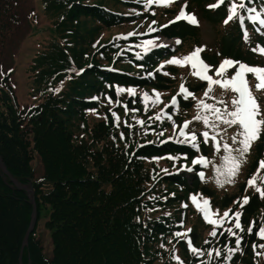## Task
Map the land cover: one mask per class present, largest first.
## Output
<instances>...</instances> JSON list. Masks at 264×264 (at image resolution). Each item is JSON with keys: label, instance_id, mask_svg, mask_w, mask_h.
Returning a JSON list of instances; mask_svg holds the SVG:
<instances>
[{"label": "trees", "instance_id": "1", "mask_svg": "<svg viewBox=\"0 0 264 264\" xmlns=\"http://www.w3.org/2000/svg\"><path fill=\"white\" fill-rule=\"evenodd\" d=\"M71 1L43 0V9L53 16L57 31L56 37L49 39L32 63L43 101L19 108L9 76H0V156L17 182L33 188L37 207L35 228L23 248V264H179L165 248L171 243L178 246L177 253L185 255V259L179 258L183 264H264V248L257 247L261 253L257 257L252 246L264 244L255 234L256 228L264 226V199L244 189V177L236 181L233 191L216 193L207 177L202 179L196 173L197 165H190L194 156L208 155L211 163L207 168L213 167L216 172L215 168L219 167L211 156L216 151L214 144L203 143L200 135V130L205 128L203 122L194 120L193 116L186 130L196 132L197 151L190 144L177 142V128L168 119L169 107L145 102L140 95L145 88L160 92L170 89L171 76L179 73V66L167 65L169 75H164L165 66L161 68L160 63L166 57L181 58L179 52L200 48L198 26L183 20L171 23L163 35L181 39L177 51L171 46H160L143 53L138 42L147 36L136 33L98 38L100 28L123 24L129 15L104 11L102 7L107 5L103 0ZM217 2L186 0L181 6L187 5V10L196 8L218 28L216 46L202 47L201 54L207 64L215 66L222 57L229 56L263 65L262 57L253 51L257 43L264 45L256 26L247 18L243 26L238 19L225 24L230 0H225L219 8L209 7ZM245 3L256 10L264 4L262 0H245ZM172 6L164 12L174 14L177 5L172 3ZM82 14L95 25L88 27ZM242 14L245 16V12ZM14 17L6 0H0V39L5 38ZM64 36L71 38L72 43L64 45L58 41L57 37ZM149 70L151 76L150 72L145 73ZM185 72L184 78H191L185 82L189 91L199 94L207 89L206 82L196 79L191 74L193 71ZM57 80L62 82L60 88L63 87L58 95L52 83L59 84ZM118 89L125 91L118 93ZM127 89H134L135 95H130ZM223 92L214 88L209 95L216 99L204 95L203 99L223 107L216 102L222 99L230 106L232 98ZM255 96L264 109V91H257ZM193 100L180 95L178 118L189 114L194 107L193 114L197 111ZM113 113L119 117V125ZM138 120L144 124H138ZM219 127L221 144L231 145L238 127ZM251 150L254 157L251 160L249 157L244 165L246 175L253 174L259 166L257 160L264 154V134ZM187 169H191V176L186 174ZM184 192L209 197L220 211L229 210L237 203L243 225H253L252 234L242 236L240 250L231 260L225 259L228 255L225 242L231 239L225 232L212 236L213 242L192 233V245L203 251L202 256L189 250L184 237L177 240L174 227L180 226L179 212L184 207L180 204L187 202ZM245 195H249L250 202L241 208L238 202ZM31 211L28 193L17 189L0 169V264H18ZM42 216L50 231L49 256L36 235ZM231 246L235 248V240ZM215 249L221 250L220 256L215 255ZM209 251L213 252L211 257L207 255ZM220 257L224 262L218 260Z\"/></svg>", "mask_w": 264, "mask_h": 264}, {"label": "rangeland", "instance_id": "2", "mask_svg": "<svg viewBox=\"0 0 264 264\" xmlns=\"http://www.w3.org/2000/svg\"><path fill=\"white\" fill-rule=\"evenodd\" d=\"M68 1L70 3L72 2L71 0H68ZM79 1L86 2V1H91V0H79ZM185 1L186 0H176L175 2V4L177 5L176 11L174 14L170 15L164 12L165 9H167V7L157 6L154 4L151 7L146 8L145 7L146 0H103V3L107 5V8L102 7L104 11L106 12L108 11V12L116 13V14H119V12H121L122 14H127L129 16L125 17L123 24H117L110 28H106V27L100 28V34L98 38L110 39V36H130L129 34L135 35L137 33V35L141 37L147 36V38H141L140 41L138 42L140 44L141 51L143 53L152 51L154 48L161 46L162 44H165L167 46H170V45L175 46L174 48L177 51L176 48L179 46L176 43L177 40H169L167 38H164L163 30L170 26L171 24L170 21L175 20L176 15L180 13L181 8H182L181 6L182 4L184 5ZM6 3L11 8V10L15 13V17L12 21H10L11 26L7 29L4 35L5 38L2 36L0 39V76H3V75L9 76L10 82L12 84V90L15 95L16 102L18 103L19 108L24 107V106H35V105H38L41 101H43V97L41 94L42 89L38 88L40 84L36 83L35 81V78L38 74H37V71L32 68V63H33V59L36 56L37 52L43 50L45 45L48 43L49 39L56 37L55 35L57 31H56L55 24L53 22L54 18L53 16L47 14L45 10L43 9V5H44L43 0H6ZM168 7H173V6L171 4ZM109 8L114 9V11L113 12L109 11L108 10ZM185 10L187 9L185 8ZM186 12H190L194 14L198 20V42H199L200 48L203 47L205 49H208V48L215 47L216 42H217V37H218L217 26L209 23V21H207L204 17H202L198 13V10L196 8H193L192 10H188ZM255 14L256 13L251 14V15H255ZM261 17L262 19H264V12L263 14H261ZM81 18L84 19L88 27L95 25V22L92 20H89L88 16L82 14ZM258 24L260 23L258 22ZM164 25H167V27H164ZM260 25L262 27L261 30H263L264 25L262 24ZM80 31L83 33V30H80ZM260 36L263 37L264 39V36L262 35ZM57 39L64 45L72 43V42H69L71 41V38L67 36H64L62 38L57 37ZM149 40L153 41L154 44L153 46H149L148 51H145L146 42ZM255 48L256 49L264 48V45H262V43H257V46ZM139 50H133V51L135 52ZM193 51H194V48L191 51H188V52L186 51V53L185 51L179 52V53L182 58V55L183 57H185ZM256 52L264 60V55H262L259 51H256ZM230 58L232 57H229V56L222 57L219 60L220 64L225 59H230ZM168 60H170V58L166 57L160 63V65L165 66V69H163L164 72H167L166 66L169 64H167L166 62ZM235 61L242 62L240 60H235ZM220 64H218L217 66H211L210 71L208 72V75L213 76L214 79H220V77L215 76V71L219 67ZM245 64H248L249 66L264 67V64L263 65L262 64L260 65L249 64V63H245ZM6 70H10V73L8 74L5 73ZM185 70H189V72L194 71L191 68L190 64L185 65L183 67L179 66L178 68L179 73L175 74L174 76L170 75L173 80H172V86L170 87L169 90L160 92V91H156L153 88H145L141 90V93L139 92L141 95V98L143 99V96L145 93H147L150 97L154 98V91H155L161 94L160 96V99L162 101L161 105L164 107H166V105H170V102L174 96L176 97L177 101H179L180 95H177V93L179 92L181 84L183 83L184 85H186L185 82L191 81V78H186V79L184 78V76L186 75ZM235 70H236L235 68H231L225 73V75L230 78L234 74ZM149 72L150 70L145 71L146 74H148ZM195 78L200 80L196 76ZM247 79L249 82V86L251 90L253 91V94L255 95V93L257 92L256 84L258 81L255 79V77L252 74H248ZM57 81L59 82V84L57 82L52 81L56 95H58V93H61L63 90V87L60 88V85H62V82H60V80H57ZM205 82L207 84V81ZM214 88L216 90H220L219 86H214ZM36 89H39V91H36ZM260 91H264V90H260ZM204 93L205 91H202L199 94L194 93L197 99H194L193 101L197 103V100L203 99ZM223 94L230 95L229 96L230 98H233V96L235 95L231 91H227V92L224 91ZM225 98L226 100H228L227 99L228 96L227 97L225 96ZM143 101L145 100L143 99ZM147 102H151V101L149 100ZM169 110L171 113L168 114V116H171L172 121L175 122V127L177 128L178 133L183 123L185 121H191L192 117L197 114V111L193 114L195 107L191 109L189 114L181 115L180 118H178L179 112H177V109L175 108V106H169ZM206 130H209V129L202 128L200 132L202 133L203 131H206ZM202 139L204 138L202 137ZM217 140L220 141L219 135H217ZM210 141L211 140H209V142ZM211 142L214 144L213 141ZM224 155L225 153L220 149L219 152L217 151L212 152L211 156H212L213 161L220 167L223 164L222 156ZM200 156H204L208 160L211 161V157L208 155H196L191 159L190 165L193 164V160L197 159ZM249 157H250V160L251 158L254 157V154L252 153L251 149L249 153L246 154V161H248ZM261 160H264V154H262L261 158H258L257 160L258 164H259V161ZM245 164L246 163L242 165L239 174L235 177L234 183L224 184L223 187H220L217 185L216 183L217 174L216 172H213V167H211L210 169L206 167L204 170L202 168L204 167L202 164H196L197 165L196 173L199 175V177H201V173H203V178L207 177V181L209 185L214 187L216 193H219L220 191H224V190L231 191L235 187L236 181L242 180L243 177L246 180L245 182L246 187L244 186V189H247L252 193H257L254 188L247 186V182L251 178L252 175L256 174L258 168L253 174L252 172H250V174L246 175V173H244ZM190 165L185 164V167H189ZM186 174L188 176H191L192 171H189L187 169ZM260 174L264 175V170H261ZM258 185L260 187H264V184H260L259 181H258ZM184 194H186L185 199L187 200V202L182 203L180 205L181 206L187 205V207H183V212H179V216H181L180 219H178L180 221L179 222L180 226L174 227L176 229L174 233L176 232L187 233V236L184 237L186 243L188 239H191V241H193V237H192L193 232H196L197 234L199 233L198 235H200L202 239H208L209 241L213 242V238L210 235V233L213 230V226L205 222L203 215L197 211L196 207L193 205L192 200H191L192 196H198V194L197 193L189 194L188 192L187 193L184 192ZM240 196L241 194H239L237 198H239ZM245 196H249V195H245ZM198 197H203L210 201L209 197H205V196H198ZM213 206L214 205H212L211 203L212 211L218 213V215L215 218H219L223 216L224 212L228 210V209H225L223 211H220L215 206L214 207ZM231 210H232L231 212L239 211L237 203L231 207ZM231 212L229 213L230 217L232 216ZM219 214L221 215L219 216ZM45 220L46 218L44 216L39 218L38 223H37L36 235L41 238L45 255L49 256L51 254L52 244H51V239H50V231L45 227ZM241 224H242V228L244 229L243 231H240L239 229L234 228V220L231 223H229L226 220L223 227H219L216 229L217 235L219 234L220 231L225 232L226 235H228L227 232L224 230L226 228L232 227L233 231L236 232L237 235L239 234L241 237L243 235L249 236L250 234L247 231L249 226L245 227L243 225V222H241ZM252 226L253 225H250V227ZM260 227L261 226L256 228V231H258ZM189 229H191V232H188ZM217 235L215 237H217ZM176 238L177 240H179V238H183V237H176ZM257 239L260 242L264 241L258 237ZM233 240H235V237H231V239L225 242L228 248H232L231 242ZM202 242L204 241L202 240ZM253 245L254 244H252V246ZM192 246L194 247V245ZM165 248L167 251L172 252L174 257L185 259L184 254H181V252L177 253L178 246L173 245L171 243V244H168ZM188 248H189V245H188ZM253 250L255 251V255L259 257V255H257V253L259 252L258 248H255V249L253 248ZM237 252L238 251H236L235 254ZM225 254L226 255L228 254L227 251ZM221 257L218 259L220 262L223 261L221 260ZM199 259L200 258H198V260ZM226 263L228 264V262Z\"/></svg>", "mask_w": 264, "mask_h": 264}, {"label": "snow or ice", "instance_id": "3", "mask_svg": "<svg viewBox=\"0 0 264 264\" xmlns=\"http://www.w3.org/2000/svg\"><path fill=\"white\" fill-rule=\"evenodd\" d=\"M175 2L176 0H146L145 7L149 8L154 4L157 6L168 7ZM249 2H251V0H249ZM223 4H225V0H218L216 4L210 5L209 7L219 8ZM186 7L187 5L182 7L175 20L170 21V23H176L177 21L184 20L189 24L198 25L196 16L194 14L187 13L185 11ZM242 12L256 14L245 17ZM228 13L229 14L227 18L224 21L225 24L234 19H238L241 26H243L244 20L247 18L253 22H259L260 24L264 25V19L261 18V14L257 12L255 8L247 7L245 0H230ZM164 27H167V25H164ZM244 35L245 38H247V32H245ZM176 43H180V41H176ZM153 44V41H147L145 51H148L149 46H153ZM253 50L259 51L262 55H264V48ZM202 51H204L203 48H197L188 56L182 58L173 57L166 63L180 67L190 64L191 68L194 70L191 74L198 77L200 80L207 81L208 87L204 93V96L207 98L216 99V97L209 95L210 93L214 92V86H219L223 91H231L235 94L231 99L230 106L222 99H219L216 102L220 105H223V107H217L216 104L206 103L204 99L197 100V114L193 117V119L196 121H202L205 128L209 129L200 133V135L204 138L203 143L207 144L209 140L213 141L215 150L217 152L220 151L221 147L223 148V151L225 153V155L222 156L223 164L220 167L215 168L217 174L216 183L218 186L223 187L224 184L234 183L235 177L239 174L242 165L246 163V154L249 153L253 143L259 140L262 134H264V109H262L261 105L258 103V100L253 94V91L251 90L247 79L248 74H252L258 81L256 84V90H264V67L249 66L248 64L242 62L225 59L215 71V76L220 77V79H214L213 76L208 75L211 66L209 64H206L200 57V53ZM163 67L164 66L161 65V68ZM231 68H235L236 70L234 74L229 78L225 75V73ZM163 74L169 75L167 72H164ZM149 75L151 76L152 73H149ZM117 91L118 93L124 92L125 89H118ZM127 92L130 95H135L134 89H127ZM177 95H182L185 100L189 97H191L192 99H197L194 93L189 91L183 83L181 84ZM160 96L161 94L159 92L154 91V98L145 93L143 99L146 102L150 100L153 105H156L158 103H162ZM169 106H175L178 110L179 105L175 96L172 98L170 105H166V107ZM113 116L117 121V125H119V117L116 116L115 113H113ZM156 119L159 120L160 116L158 115ZM168 119L171 120V116H168ZM137 123L143 125L144 121L138 120ZM191 123L192 121H185L183 123V125L179 129V133L176 139L177 142L190 144L192 147L196 148L197 151H199V142L196 132L186 131ZM173 125L175 128V122H173ZM220 125H226L228 127H238L236 135H233L231 137V145L227 142L221 144V142L217 140V135H219L220 132ZM160 135H163V133H160ZM179 137H183V139L181 140L179 139ZM121 138H123V134H121ZM236 144H238L239 146L235 148L232 147V145ZM210 163L211 161L204 156H200L197 159L193 160V164H202L204 167H207ZM188 170L191 171V169ZM261 170H264V160L259 161L257 172L248 180L247 186L254 188L255 191L259 194L260 198L264 199V187H260L258 185V181L260 184H264V175L260 174ZM201 177L203 178V173H201ZM191 200L197 211L203 215L205 222L213 226V230L210 233L211 236L215 237L217 235L216 229L219 227H223L226 220L229 223L234 220V228L239 229L240 231L244 230L241 224L242 212H234L230 217L229 213L232 210L229 209L228 211L224 212L223 216L215 218L218 213L212 211L211 203L208 199L198 196H192ZM249 202L250 197L245 196L238 203H240V207L243 208L244 206L248 205ZM183 206L187 207V205ZM224 231L227 232L228 236L235 237L236 247L234 249L225 246L228 253L225 259L231 260V256L235 254L236 251L240 250L242 237L238 236L236 232L233 231L232 227L226 228ZM247 231L249 234H252V227H249ZM188 232H191V229H189ZM255 234L258 238L264 240V226H261ZM174 235L176 237H186L187 233L176 232L174 233ZM220 235H224V232H221ZM207 242L208 241H206V243ZM187 243L189 245L190 251L194 255H204L202 250L192 246L191 239H188ZM257 247L264 248V244L253 245L254 249ZM214 251L216 256L221 255L220 249H215ZM260 254L261 253H257V255ZM207 255L211 257L213 255V252L209 251ZM174 258L179 262V264H183L182 261H179V257Z\"/></svg>", "mask_w": 264, "mask_h": 264}, {"label": "water", "instance_id": "4", "mask_svg": "<svg viewBox=\"0 0 264 264\" xmlns=\"http://www.w3.org/2000/svg\"><path fill=\"white\" fill-rule=\"evenodd\" d=\"M0 169L2 173L8 177L9 181L15 185L17 189H22L26 191L30 197V203L32 205V211H31V216H30V222L29 225L24 233L23 239H22V244L20 247L19 251V257H18V264H23L22 262V254H23V248L27 246L28 244V239L29 235L33 232L35 228V224L37 221V207H36V202H35V196H34V190L30 185H21L19 182H17L13 176L9 173L7 167L3 163L2 157L0 156ZM30 264V263H28Z\"/></svg>", "mask_w": 264, "mask_h": 264}]
</instances>
